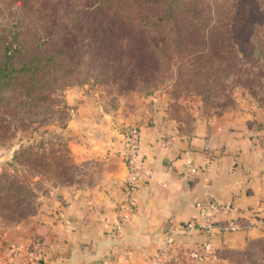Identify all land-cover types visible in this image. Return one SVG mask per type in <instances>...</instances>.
<instances>
[{
  "label": "crops",
  "instance_id": "obj_1",
  "mask_svg": "<svg viewBox=\"0 0 264 264\" xmlns=\"http://www.w3.org/2000/svg\"><path fill=\"white\" fill-rule=\"evenodd\" d=\"M67 99L77 103L64 130L76 180L54 187L33 216L8 228L0 223V264H151L174 227L180 232L167 264H231L225 252L264 236V122L257 126L253 114L199 115L190 129L162 114L139 124L138 153L152 176L133 192L126 219L124 132L134 124L99 103ZM209 199L230 207L216 230L183 233L187 222L206 220L196 203ZM202 241L212 242L215 257L194 262L187 249ZM12 245L32 247L37 259L25 250L12 258Z\"/></svg>",
  "mask_w": 264,
  "mask_h": 264
},
{
  "label": "trees",
  "instance_id": "obj_2",
  "mask_svg": "<svg viewBox=\"0 0 264 264\" xmlns=\"http://www.w3.org/2000/svg\"><path fill=\"white\" fill-rule=\"evenodd\" d=\"M10 3L7 7L0 6L5 15L0 21V107L23 126L34 122L39 113L58 114L62 110L56 107L57 102L69 109L63 91L89 79H114L117 87L124 89L137 77L146 82L158 80L171 65H176L179 74L193 66L194 79L199 83L202 80L199 91L206 93L214 81L225 83L231 77V73L222 74L214 67L216 54L212 50L240 48L233 35L245 38V48L256 56L255 60L264 62L262 42L251 39L258 38V23L240 24L236 13L244 11L238 8L184 5L178 0H11ZM219 37L230 43L215 46L212 39ZM203 54L205 68L197 66ZM219 58L237 64L231 58ZM233 112L237 113H230ZM253 115L257 126L263 125L264 114ZM9 127L11 119L0 115V129ZM24 150L17 152V159L24 155ZM58 166L64 168L62 162ZM1 186L6 191H0V216L2 221L6 218L13 221L3 225L5 228L35 214L34 194L25 182L11 177L6 184L0 180Z\"/></svg>",
  "mask_w": 264,
  "mask_h": 264
},
{
  "label": "rangeland",
  "instance_id": "obj_3",
  "mask_svg": "<svg viewBox=\"0 0 264 264\" xmlns=\"http://www.w3.org/2000/svg\"><path fill=\"white\" fill-rule=\"evenodd\" d=\"M184 5H222L234 10L238 8L243 13H236L240 24L249 21L251 24L257 22L259 27L258 38H251L262 42L264 47V0H178ZM11 0H0V6L7 7ZM37 3V2H35ZM254 9V10H253ZM253 10V11H252ZM235 12H233L234 14ZM5 18L0 11V21ZM36 19V16L33 17ZM235 44L240 48L232 50L213 49L214 67L222 74L231 73L225 83L214 81L207 88L208 92L199 91L202 87L194 79L196 70L191 66L177 72L176 65L165 68L158 80L146 82L138 77L124 89L117 87L114 79L109 81H97L89 79L84 83H74L63 91L67 100L68 96H74L76 100L87 99L90 103H99L105 109L117 112L122 121H131V124L139 126L141 123L158 120L162 114L163 120H168L176 125L190 129L197 116L212 118L228 114L232 111L248 112L249 114H264V62L256 59L251 51L245 47V38H236ZM215 46L228 45L230 40L225 38H213ZM264 52V51H263ZM205 54L199 58L197 66L205 68ZM219 56L231 58L235 63L222 62ZM113 82V83H112ZM202 86V85H200ZM143 87V88H141ZM63 97H61L62 99ZM77 106L74 102L68 103L63 108L57 102L60 111L54 116L39 113L37 119L28 126L15 119L14 115L5 112L0 107V115L11 119V126L8 129L1 128L0 134V175L1 183L6 184L11 177L19 182H25L30 192H33L32 199L37 204L35 213L41 203L54 187L66 185L76 180L78 166L74 163L67 135L64 130L69 119L73 116L72 109ZM60 117H65L60 119ZM162 120V121H163ZM4 125H7L3 122ZM24 148V155L16 158L17 152ZM49 162L52 167H49ZM63 163L61 168L58 164ZM66 167V168H65ZM38 170V171H37ZM64 171L61 176L59 172ZM1 192L6 188L0 187ZM37 195V196H36ZM20 218V217H17ZM0 216L2 225L12 224ZM231 264H264V236L251 239L241 245L225 252Z\"/></svg>",
  "mask_w": 264,
  "mask_h": 264
},
{
  "label": "built area",
  "instance_id": "obj_4",
  "mask_svg": "<svg viewBox=\"0 0 264 264\" xmlns=\"http://www.w3.org/2000/svg\"><path fill=\"white\" fill-rule=\"evenodd\" d=\"M125 161L129 170V182L127 189V196L123 202L121 209L124 218L128 219L132 214L135 198L133 192L139 189L144 181L149 180L152 176L151 170L142 162L139 157V139L140 128L137 125H129L125 127ZM197 207L204 208L207 211L206 220L202 223L187 222L182 226V232L185 234L190 233H211L216 230L217 223L220 217L230 210V207L218 200L209 199L208 201H198ZM227 229H236L235 225L226 227ZM179 229L174 227L165 233L164 242L162 246L154 253L151 264H167L173 256V250L176 243V236ZM10 256L13 258L20 255L22 251H27L30 261H35L36 256L32 253L31 249L21 246H10ZM188 257L194 262H204L211 260L215 257L213 244L210 241H202L194 243L187 249ZM175 255V254H174ZM3 264V263H2ZM6 264H12V260L6 261Z\"/></svg>",
  "mask_w": 264,
  "mask_h": 264
}]
</instances>
